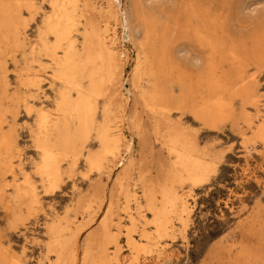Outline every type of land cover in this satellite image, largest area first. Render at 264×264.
<instances>
[{"label":"bare ground","instance_id":"bare-ground-1","mask_svg":"<svg viewBox=\"0 0 264 264\" xmlns=\"http://www.w3.org/2000/svg\"><path fill=\"white\" fill-rule=\"evenodd\" d=\"M91 1L53 0L51 12L45 15L39 27L36 42L30 43L27 27L29 18L34 19L41 9L37 0H0L1 95L4 101L9 100L15 108H21L22 105L28 116L35 115L31 133L41 160L36 170L50 185L57 186L63 162L72 161L76 164L87 149L89 136L94 132L102 145V151L96 157L87 154L86 160L92 167H100L108 155L113 156L114 165L108 163L102 172L107 175L108 181L123 172L118 186L129 197L130 191L125 181L130 179L132 165L128 163L133 152V140L127 139L126 134L132 137L134 133L136 105L144 102L155 115L166 117L174 103L170 87L171 76L179 69L180 63L201 68L200 80L194 83L202 87L203 97L198 102L193 90L194 83L187 82L186 78H179L177 81L182 99L175 104V108L180 112L192 113L209 129H217L223 120L238 119L240 116H237L234 102L238 98L249 99L251 92L245 85L242 89H234L232 82L226 78L227 75L220 74L224 55L234 67L242 59V49L241 46L238 48L234 45L226 48L217 30L210 28V15L200 0H106L105 5L98 8ZM95 9L101 16H109L116 22L118 30L111 37L104 35L88 18L89 11ZM139 27L143 29V41L139 43L137 54L132 59L129 78L115 89L121 104L116 120L112 121L113 98L107 96L115 82L119 83L118 78L123 77L131 53L129 44H136ZM177 30L178 33L175 32ZM174 33L190 44H180L170 49ZM26 47L30 48L29 52L22 54L21 51ZM10 61L17 68L16 78L22 95L9 94L11 84L8 82L7 72ZM47 74L52 76L50 87L56 93L54 108L45 105V100L50 99L43 86ZM143 81L147 82L145 87L141 86ZM126 84H129L130 89L126 88ZM135 91L139 93L138 97H135ZM103 98L104 103L100 106ZM9 112V109H0V171L10 172L17 182L14 166L17 144L13 132H4L3 127L5 116ZM99 113L103 116V121L97 123ZM114 130L116 131L111 133ZM254 135L264 142V122L256 127ZM167 144L169 153L175 155L174 165L180 179L183 175L193 185H202L213 167L204 160L203 153L200 156L198 143L187 138L180 127H175ZM19 167L24 180L22 184H15L13 189L10 201H14L15 206L9 205L5 191L0 193V201L3 204L6 201L4 207L6 213L11 214L13 223L20 219L23 207L29 209L38 202L30 175ZM105 192L106 206L88 213L89 223L92 225L100 222L102 238L109 241H105L102 246L99 258L91 255L87 243L85 252L79 259L80 236L90 230L89 223L71 228L69 225L62 226V220L55 218L48 227L50 239L46 247L47 259H50L49 253L55 255L54 263L51 264H112L121 261L118 235L121 219L107 218L112 204L107 189ZM161 195L162 207L158 209L154 205V192L149 189L146 193L158 238L173 234L170 220L172 213L180 209L178 215L182 222L189 213L184 193L170 187L162 190ZM109 221L114 223L110 225ZM128 221L134 225L136 215L129 214ZM143 231L146 240H137L131 230L127 231L131 253L150 250L149 244L144 241L151 237L146 234V229ZM169 258L166 248L161 247L156 249L151 264H165ZM8 259H3L0 253V264L20 263V260L13 257L10 261Z\"/></svg>","mask_w":264,"mask_h":264},{"label":"rangeland","instance_id":"rangeland-1","mask_svg":"<svg viewBox=\"0 0 264 264\" xmlns=\"http://www.w3.org/2000/svg\"><path fill=\"white\" fill-rule=\"evenodd\" d=\"M52 1L37 0L41 9L34 19L29 18L27 27L30 43L36 42L39 27L45 15L51 12ZM105 2L106 0H92L91 4L98 8L103 7ZM200 2L210 15V28L217 30L226 48L234 45L238 48L241 46L242 49L240 52L242 59L234 67L224 55L220 74L227 75L226 78L232 82L234 89H242L243 85L247 89L250 88L251 97L238 98L234 102L237 116H240L238 119L223 120L217 129H209L192 113L180 112L175 108V104L182 99L177 80L186 78L187 82L194 83L200 80L202 74L201 68H192L180 63L179 69L171 76L170 87L174 103L166 117L155 115L144 102L136 105L134 133L132 137L126 134L127 139L133 140V152L128 163L132 165L130 179L125 181L128 183L129 197L125 196L118 186L123 172L111 181H108L107 175L102 172L108 163L114 165L113 156L108 155L100 167H92L86 160L87 154L96 157L102 151V145L94 132L89 136L87 149L76 164L72 161L63 162L57 186L50 185L36 170L41 160L31 133L35 125V115L28 116L22 105L21 108H15L9 100L4 101L0 87V109L10 110L5 116L4 132L8 130L13 132L18 148L14 158L17 182L10 172L0 171L2 190L0 193L5 191L9 205L15 206L10 198L15 184H22L24 180V174L19 170L21 166L23 172L30 175L38 200L29 209L23 207L22 215L20 214V219L15 223L11 214L6 213L4 207L6 201L4 204L0 201V253L3 259L9 258L10 261L13 257L20 260L19 264L54 263V254L49 253L50 259L46 258L50 222L57 218L62 220V226L65 227L88 225L86 224L89 223L88 213L106 206L107 189L112 204L108 209L107 218L121 219L120 231H117L121 261L112 264H151L156 249L161 247L166 248L170 254L165 264H264V142L254 135L256 127L264 122V0H200ZM88 15L107 37L117 32L118 27L113 18L101 16L97 9L89 11ZM175 32L178 33L179 30ZM177 33L171 38L170 49L180 44H190ZM143 37V29L139 27L136 44H129L131 53L123 77L118 78L119 83L115 82L107 96L113 98L112 121L116 120L121 104L115 89L123 80L129 78L132 59L137 54ZM28 48L21 51L22 54L29 52ZM17 74V68L10 61L7 72L8 82L11 84L10 96L23 93L18 86ZM45 77L43 86L50 98L45 100V105L54 108L56 93L50 87L52 76L47 74ZM146 85V81L141 84L142 87ZM126 88L130 89L129 84H126ZM193 90L196 92L195 99L200 102L203 97L202 87L194 83ZM138 92L135 91V97H138ZM43 100L44 98L41 101ZM104 100L105 98L100 100V106ZM96 120L97 123L103 121L101 113L97 115ZM12 124L14 128L11 127ZM112 125L115 127V124ZM175 127H180L187 138L196 141L200 156L203 153L204 160L212 164V172L202 185H193L183 175L180 179L177 173L174 165L175 155L169 153L167 144L168 137ZM170 187L184 193L189 213L185 216L184 222L179 219L180 209L172 213L170 220L174 229L173 234L158 238L146 193L149 189L154 192V205L161 209V191ZM129 214L136 215L134 225L128 221ZM109 223L111 225L114 222ZM98 226L101 227L100 222L92 223L90 230L81 234L79 259L82 258L87 243L91 255L99 258L106 239L102 238L103 230ZM144 229L151 237L150 240L144 241L145 244H149L150 250L138 254L131 253L127 243V231L131 230L134 238L139 240L145 239Z\"/></svg>","mask_w":264,"mask_h":264}]
</instances>
